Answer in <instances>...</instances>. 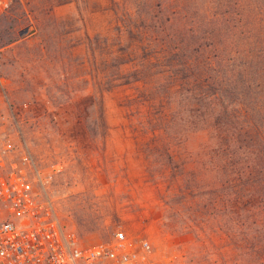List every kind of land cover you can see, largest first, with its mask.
I'll list each match as a JSON object with an SVG mask.
<instances>
[{
	"label": "rangeland",
	"instance_id": "obj_1",
	"mask_svg": "<svg viewBox=\"0 0 264 264\" xmlns=\"http://www.w3.org/2000/svg\"><path fill=\"white\" fill-rule=\"evenodd\" d=\"M263 1L0 0V153L32 157L80 245L121 231L156 264H264V197L242 178L264 147L237 92L211 121L236 143L199 115L206 77L264 81Z\"/></svg>",
	"mask_w": 264,
	"mask_h": 264
},
{
	"label": "built area",
	"instance_id": "obj_2",
	"mask_svg": "<svg viewBox=\"0 0 264 264\" xmlns=\"http://www.w3.org/2000/svg\"><path fill=\"white\" fill-rule=\"evenodd\" d=\"M35 185L44 182L27 152L17 162L0 153V264H156L145 240L133 246L121 231L80 245Z\"/></svg>",
	"mask_w": 264,
	"mask_h": 264
},
{
	"label": "trees",
	"instance_id": "obj_3",
	"mask_svg": "<svg viewBox=\"0 0 264 264\" xmlns=\"http://www.w3.org/2000/svg\"><path fill=\"white\" fill-rule=\"evenodd\" d=\"M257 20L259 19L256 18L254 22ZM260 22L263 25L262 31H264V18L260 19ZM262 35L264 39V33H262ZM260 56L264 60V51L260 53ZM253 69H254V66H253ZM259 71L264 73V67H261L260 69L255 71V73L252 74V76L257 77V73H259ZM226 83L228 84L226 85ZM262 83H264V81H262L261 83L260 81L256 83V81L251 82L249 80H246V81L244 80L243 85L237 88L236 87L237 85L234 81L225 82V85L224 83H209V79L206 77V79L204 80V84L202 85L201 101L199 105L200 106L199 115L201 118L202 126L204 125V134L206 136V140H210V141L213 140L216 143H219L221 141L220 136L222 135H220L219 132L216 133L214 127L211 125V121H214V119L218 116L220 112L224 113L225 110L228 108V106H232L231 105L232 103H229L226 99L227 97H223L222 93L232 92V94H235V92H237L239 95V101L235 103H237L238 115H241L242 118L247 121V127L245 130H242V131L247 132V134L250 135L249 138L252 140L253 143L258 142V145H261V146H258L260 149L264 147V96H263L264 87ZM232 85L234 86L232 87ZM253 86H254V89L259 88L258 96L253 97L252 99V102L256 103L259 106V109H253L252 107L249 108L248 104H250V102L245 101L247 95L249 94V91L251 93ZM259 86H261V88ZM208 87L211 89V91L210 89L208 90ZM238 136L239 135L237 134V137ZM237 139L238 141L240 140L239 138ZM237 139H236V135H233L232 137H230V139L225 138L221 141V145L219 147H222V146L229 147L228 143L232 142L233 140H234V143H236ZM259 157H257L256 163L254 162V159H253L254 163L252 167H246V169L252 171V174L246 177H242V178L245 179V181L243 182H245L248 185L249 189L251 188L257 189L256 191L258 192V194L264 197V174L262 173L264 171V167H263L264 159H261ZM254 158L256 157L254 156ZM255 165H258V166L254 168ZM253 176H257V177L259 176V178L251 179V177ZM254 181H256L255 185H254ZM239 186L240 187H238V189H241L242 186L241 185Z\"/></svg>",
	"mask_w": 264,
	"mask_h": 264
},
{
	"label": "water",
	"instance_id": "obj_4",
	"mask_svg": "<svg viewBox=\"0 0 264 264\" xmlns=\"http://www.w3.org/2000/svg\"><path fill=\"white\" fill-rule=\"evenodd\" d=\"M32 32H33V29H30V30H23V31H21V32L19 33V37H20V38H23V37H25V36H28V35L32 34Z\"/></svg>",
	"mask_w": 264,
	"mask_h": 264
}]
</instances>
